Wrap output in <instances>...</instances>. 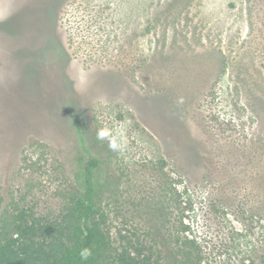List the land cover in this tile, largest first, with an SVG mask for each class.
I'll use <instances>...</instances> for the list:
<instances>
[{
	"label": "rangeland",
	"instance_id": "obj_1",
	"mask_svg": "<svg viewBox=\"0 0 264 264\" xmlns=\"http://www.w3.org/2000/svg\"><path fill=\"white\" fill-rule=\"evenodd\" d=\"M91 156L116 247L264 264V0H0V211Z\"/></svg>",
	"mask_w": 264,
	"mask_h": 264
},
{
	"label": "trees",
	"instance_id": "obj_2",
	"mask_svg": "<svg viewBox=\"0 0 264 264\" xmlns=\"http://www.w3.org/2000/svg\"><path fill=\"white\" fill-rule=\"evenodd\" d=\"M99 164L98 158L89 157L82 195L69 193L57 215L39 214L17 201L0 211V264H193L173 262L169 247L148 255L141 241L135 243L124 235L121 245H114L98 207ZM84 248L92 250L86 261L80 258ZM182 252L178 250L179 256Z\"/></svg>",
	"mask_w": 264,
	"mask_h": 264
},
{
	"label": "clouds",
	"instance_id": "obj_3",
	"mask_svg": "<svg viewBox=\"0 0 264 264\" xmlns=\"http://www.w3.org/2000/svg\"><path fill=\"white\" fill-rule=\"evenodd\" d=\"M117 136L121 137V139L123 138V133L120 131H117V133L115 135L112 134V132H110V130L108 129H100L97 132V139L99 140H104L106 138H110L109 140V148L111 150H122V143L118 142L117 140ZM92 256V250L90 248H84L80 251V258L82 260H88L90 257Z\"/></svg>",
	"mask_w": 264,
	"mask_h": 264
}]
</instances>
